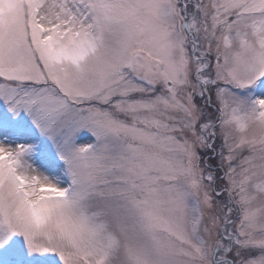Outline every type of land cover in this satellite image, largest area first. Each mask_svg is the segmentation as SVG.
I'll return each mask as SVG.
<instances>
[{"label": "snow or ice", "instance_id": "obj_1", "mask_svg": "<svg viewBox=\"0 0 264 264\" xmlns=\"http://www.w3.org/2000/svg\"><path fill=\"white\" fill-rule=\"evenodd\" d=\"M0 264H264V0H0Z\"/></svg>", "mask_w": 264, "mask_h": 264}]
</instances>
